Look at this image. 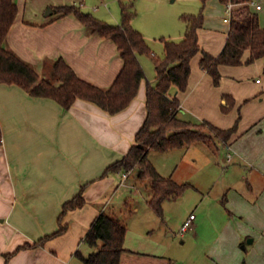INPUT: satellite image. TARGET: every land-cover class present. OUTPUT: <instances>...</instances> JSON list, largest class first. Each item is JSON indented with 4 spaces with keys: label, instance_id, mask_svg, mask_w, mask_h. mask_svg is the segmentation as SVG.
Here are the masks:
<instances>
[{
    "label": "crops",
    "instance_id": "0c3cea01",
    "mask_svg": "<svg viewBox=\"0 0 264 264\" xmlns=\"http://www.w3.org/2000/svg\"><path fill=\"white\" fill-rule=\"evenodd\" d=\"M214 1L218 15L205 16L199 42L203 50L218 56L225 48L231 21L227 4ZM260 1L254 3L261 5L262 10L252 8L264 28V7ZM16 3L19 12L8 35L7 47L34 65L41 77L51 62L64 58L80 78L91 84L108 88L115 82L124 66L115 43L89 35L75 17H63L55 12L64 6L77 5V0H16ZM101 15L106 20L109 17L103 12ZM139 31L150 46L152 56L164 53L161 39L166 35L159 37L161 46L157 47L151 44L143 29ZM185 32L186 27L179 34L171 33L168 40L180 42ZM202 57L199 53L193 59L188 89L178 94L182 116L228 129L242 115L238 132L228 143L220 141L222 144L216 151L198 145L187 148L195 149L188 160L189 170L199 174L203 184L201 187L191 183L192 189L203 190L198 209L203 207L204 218L211 216L210 223L216 232L208 254L218 264H238L240 253L243 258L245 250L246 264H264V60L251 65L222 66L223 79L217 87L201 67ZM150 59V56H139L146 79L132 104L112 116L84 100L65 110L53 99L35 98L17 85L0 83L3 133L0 264H84L75 254L81 251L88 255L93 251L84 239L94 221L103 212L119 217L111 201L113 187L118 176H121L119 187L127 185L132 173L102 176L109 166L129 153L146 119V88L148 84H156V77L150 78L146 71L147 66L150 74L155 72L154 61L151 63ZM258 79L262 83H257ZM227 101L233 106L228 113L223 109L228 106ZM215 160L217 164L226 163L217 177L212 175L216 171L212 169ZM223 183L224 187L219 188L223 192L214 196V185ZM85 186L87 204L66 214L67 232L43 242L46 236L58 231L63 205ZM127 188L134 190L135 186L127 185ZM221 196L227 200L223 212L217 214L218 206L215 211L214 207H204L213 198L221 203ZM218 215L222 220L219 226ZM203 217L195 216L193 220L196 233L205 220ZM145 233L151 235L152 231ZM139 234L141 238L145 235L142 231ZM127 239L128 233L121 264H172L167 257L148 249L128 247ZM231 255L236 259H231Z\"/></svg>",
    "mask_w": 264,
    "mask_h": 264
},
{
    "label": "trees",
    "instance_id": "16d2710c",
    "mask_svg": "<svg viewBox=\"0 0 264 264\" xmlns=\"http://www.w3.org/2000/svg\"><path fill=\"white\" fill-rule=\"evenodd\" d=\"M201 1L203 8L200 14L185 15L182 18L186 23L182 41L161 39L164 42V55L161 58L152 56L144 35L133 27L135 13L125 3H121L120 24H110L76 5L56 9L55 12L63 17H75L89 35L109 39L117 46L124 62L123 69L110 87L101 88L80 78L64 58L51 62L44 77H41L34 65L7 47V38L19 8L16 0H0V83L17 85L35 98L53 99L65 110H70L78 100H84L111 116L125 111L137 98L146 79L139 56L152 57L156 84H148L146 88V119L137 132L129 153L109 166L102 177L111 174L127 175L138 169L139 179L150 183L152 193L148 204L160 216H163V204L166 200L181 197L193 185L181 184L171 176L161 175L149 159L150 151L166 153L193 145H210V141L228 143L238 132L242 117L240 114L233 127L220 129L209 122H198L182 116L178 94L188 89L193 59L202 53L200 65L217 87L223 79L222 66L251 65L264 60V28L260 26L258 13L251 6L255 0H221L225 4L232 3L236 6L231 14V29L225 48L218 56L203 50L199 42V31L205 19L203 9L207 3V0ZM227 103L228 106L223 109L228 113L233 106L228 101ZM208 129L210 133L207 132ZM2 137L0 124V142ZM86 189V186L83 187L76 197L63 205L58 231L46 236L43 242L67 232L68 225L64 223V218L68 212L81 209L87 204ZM127 233L128 226L124 221L112 213L103 212L84 239L93 251L88 255L77 251L75 256L84 264H121L122 255L126 252Z\"/></svg>",
    "mask_w": 264,
    "mask_h": 264
},
{
    "label": "rangeland",
    "instance_id": "374dc122",
    "mask_svg": "<svg viewBox=\"0 0 264 264\" xmlns=\"http://www.w3.org/2000/svg\"><path fill=\"white\" fill-rule=\"evenodd\" d=\"M121 1L77 0L76 6L82 7L83 10L91 12L95 17L103 19L110 24H120L122 17L121 3H125L130 7V11L135 13L132 19L133 27L138 30L139 28L143 29L151 44L153 43V45L157 47L161 46L159 45L161 44L159 37L166 35L165 38L168 39L171 33L176 35L179 34L180 31H184L186 23L182 18L185 15H198L203 8L201 0ZM217 1L218 0L214 2ZM260 2L263 3L264 7V0ZM214 5L213 0H207L206 6L203 9L204 18L210 13H213V15L217 17L218 13L215 12ZM101 12L109 16L107 20L101 18L103 17ZM219 15L221 16V13ZM113 16L116 17V20L112 18ZM262 19L264 20V11ZM156 39L159 41H156ZM154 49L156 50L155 47ZM159 55V58H161L164 53ZM150 62L153 63L152 59H150ZM146 69V71L149 72L150 78L152 76L154 78L156 77V73L153 71L154 69L152 70V74H150V70L147 66ZM207 132L210 133V130L208 129ZM209 144L210 145L199 144L198 146L201 148H212L213 151H216V147H219V144L222 143L220 141H210ZM194 152L195 149L189 151L187 148L176 149L166 153L152 150L150 151L149 159L156 163V168L161 175L165 177L171 176L175 181L181 184L192 183L195 185L196 183V185H201L202 187L203 184L199 179V174H195L189 170L190 161L188 160ZM214 162L213 168L209 167V169L215 168L216 171L212 175L217 177L224 170L223 166H226V163L217 164V160ZM131 173L126 184L135 186V189L131 190L127 188V185L119 187L121 176H118L119 180L113 187L112 194H114L111 199L113 207L117 210V215L119 214L118 219L124 221L129 228L127 239L128 247L134 250L148 249L157 255L167 257L172 264H218L214 257L208 254L210 246H212L215 239V227L210 223L211 216L203 217L205 213V211L202 210L203 207L198 209L203 197V190L196 186L199 191L191 188L179 198L166 200L163 204V216H160L156 214L147 203L152 193L149 181L139 179L138 169L133 170ZM122 176L124 175L122 174ZM213 176L210 177L212 182L214 179ZM222 186L224 187V183L223 185H214V196L223 192V189H219ZM112 194L109 193L108 197L110 198ZM208 201L209 202L204 205V207H214L215 211L216 206H218L217 214L219 211L223 212V210H225L224 204H226L227 200H224L223 196H221L219 200L221 203H217L215 198L209 199ZM191 214L198 216L200 219L203 217L205 220L201 221L202 226L198 228L197 233L195 230L193 231V228L183 233L182 226L190 218ZM218 216L220 218L219 223L217 220L219 226L222 220L220 215ZM224 222L225 221H223V223ZM140 231L145 234L142 238L139 234ZM146 231H152V234L147 235V233H145ZM152 240L154 241L152 242ZM243 254L245 255L242 258V254L240 253L241 258L237 259L238 264H246L244 261L247 252L244 250ZM230 258H235V256L231 255Z\"/></svg>",
    "mask_w": 264,
    "mask_h": 264
},
{
    "label": "built area",
    "instance_id": "2783aa9c",
    "mask_svg": "<svg viewBox=\"0 0 264 264\" xmlns=\"http://www.w3.org/2000/svg\"><path fill=\"white\" fill-rule=\"evenodd\" d=\"M235 6H236V5H234V4H232V3L227 4V11H228V14H229V19L231 18V14H232V12H233ZM251 6H252L253 8H255L256 10H259V11L262 10V6H261V5H257V4L254 3V2L251 3ZM257 83H262V80H261V79H258V80H257ZM194 219H195V216L192 215V216L190 217V219H188V220L184 223V225L182 226V232H183V233H184V232H188V231L192 228V226H193V220H194Z\"/></svg>",
    "mask_w": 264,
    "mask_h": 264
},
{
    "label": "water",
    "instance_id": "95a60500",
    "mask_svg": "<svg viewBox=\"0 0 264 264\" xmlns=\"http://www.w3.org/2000/svg\"><path fill=\"white\" fill-rule=\"evenodd\" d=\"M52 12H53V11L50 9V10H49V13H52Z\"/></svg>",
    "mask_w": 264,
    "mask_h": 264
}]
</instances>
